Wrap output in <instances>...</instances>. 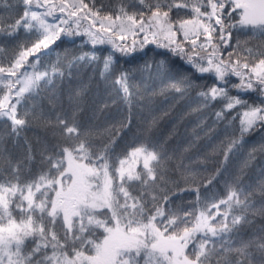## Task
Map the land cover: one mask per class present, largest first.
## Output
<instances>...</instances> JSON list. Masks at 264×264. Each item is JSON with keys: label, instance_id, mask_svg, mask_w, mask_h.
<instances>
[{"label": "trees", "instance_id": "16d2710c", "mask_svg": "<svg viewBox=\"0 0 264 264\" xmlns=\"http://www.w3.org/2000/svg\"><path fill=\"white\" fill-rule=\"evenodd\" d=\"M241 0H0V264H264V23ZM153 156L131 174L134 152ZM109 181L69 223V158Z\"/></svg>", "mask_w": 264, "mask_h": 264}, {"label": "rangeland", "instance_id": "374dc122", "mask_svg": "<svg viewBox=\"0 0 264 264\" xmlns=\"http://www.w3.org/2000/svg\"><path fill=\"white\" fill-rule=\"evenodd\" d=\"M245 6V21L251 24L264 23V0H241ZM153 156L144 152H134L122 163L121 174H131L138 162L147 165ZM69 178L59 182L56 208L63 211L66 221L69 223L72 216L83 206H92L95 203H108L109 181L99 184L93 168H86L69 158ZM95 176V177H94ZM119 228L109 232L104 241L99 255L93 261L94 264H111L116 250L125 244ZM157 249L170 253L173 264H195L185 255L186 245L184 239H161Z\"/></svg>", "mask_w": 264, "mask_h": 264}]
</instances>
